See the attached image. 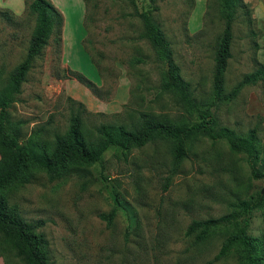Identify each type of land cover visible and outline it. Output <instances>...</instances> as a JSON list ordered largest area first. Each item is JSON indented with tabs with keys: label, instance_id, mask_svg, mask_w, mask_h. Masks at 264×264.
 Instances as JSON below:
<instances>
[{
	"label": "rangeland",
	"instance_id": "374dc122",
	"mask_svg": "<svg viewBox=\"0 0 264 264\" xmlns=\"http://www.w3.org/2000/svg\"><path fill=\"white\" fill-rule=\"evenodd\" d=\"M28 1L0 0L7 14H0V82L25 55L34 23ZM50 1L62 15L58 52L50 38L9 107L23 136L38 132L51 139L54 131L64 130L67 97L92 113L84 115L87 128L133 107L166 114L174 122L197 120L196 112L173 94H156L159 65L139 34L135 12L150 10L169 40L180 76L196 101L207 105L213 96V49L222 27L212 0ZM242 1L251 11L255 34L238 13L222 78L225 94L253 70V57L264 62V0ZM138 54L145 62L131 67L128 60ZM62 68L80 72L104 94L108 90L109 97L98 99L75 79L63 78ZM223 97L210 107L215 127L238 136L254 129V169L261 176H252L245 154L231 152L224 140L202 136L178 161L172 143L157 138L124 152L110 146L97 162L64 177L48 180L37 171L28 183L8 190L7 201L26 221H41L36 231L48 245L49 264H237L233 250L210 261L230 226L213 228L200 243L183 234L191 220L228 213L235 209L232 204L264 189V90L258 83L244 84L235 98ZM109 211V222L99 217ZM246 217L247 234L264 243V204ZM6 260L21 264L13 255L0 256V264Z\"/></svg>",
	"mask_w": 264,
	"mask_h": 264
},
{
	"label": "trees",
	"instance_id": "16d2710c",
	"mask_svg": "<svg viewBox=\"0 0 264 264\" xmlns=\"http://www.w3.org/2000/svg\"><path fill=\"white\" fill-rule=\"evenodd\" d=\"M130 4L134 0H125ZM222 20V27L213 49L212 85L213 96L206 103H198L188 82L180 76L178 65L174 62L169 40L159 23L152 17L150 10L135 12L141 24L140 36L145 38L152 48L154 60L159 65V90L168 91L175 96L188 111L197 114L194 122H174L166 114L154 113L148 109L129 108L122 114L115 113L113 120L98 122L85 127L84 117L91 115L80 101L67 97L70 102L69 117L62 131H54L51 139H42L38 132L23 136L19 122L12 120L10 105L20 92V85L35 59L43 55V50L53 43L58 52L61 41V12L50 0H29L27 9L33 15L34 23L30 32L25 55L0 82V256L13 255L21 264H49L48 245L44 236L36 231L41 221H26L17 209L8 203V190L22 186L30 181L33 174L42 171L48 180L64 177L71 172H79L97 162L103 151L115 146L121 151L142 147L157 138H164L173 145V158L178 161L192 146L196 137L211 140H224L233 153L245 154V160L251 167L252 176H261L254 169L257 160V139L254 129L243 136L235 135L233 130L218 126L212 116L211 106L220 100L233 99L244 84H260L264 90V62L253 57L254 68L244 74L230 92H224L223 73L233 38L232 25L239 13L246 20L247 30L255 34L251 11L242 0H212ZM0 14L7 17L4 10ZM257 47V44L255 43ZM145 62L142 54L128 60L131 67ZM63 78H73L88 88L96 98L109 97V91L98 87L80 72L62 68ZM140 100H144L141 97ZM148 101V100H146ZM75 105V107H73ZM102 115L101 112H96ZM85 115V116H84ZM123 115L121 119L117 116ZM264 204V195L258 192L255 198L241 199L232 204L228 213L209 216L205 219H193L184 229V236H193V243L204 242L213 228L228 227L219 250L210 261L218 260L233 250L237 264H264V243L261 239L247 234L248 219L246 214ZM112 211L99 214L110 221ZM5 264L9 263L8 260Z\"/></svg>",
	"mask_w": 264,
	"mask_h": 264
},
{
	"label": "crops",
	"instance_id": "0c3cea01",
	"mask_svg": "<svg viewBox=\"0 0 264 264\" xmlns=\"http://www.w3.org/2000/svg\"><path fill=\"white\" fill-rule=\"evenodd\" d=\"M12 1V3H15V2H17V0H11ZM16 4V3H15Z\"/></svg>",
	"mask_w": 264,
	"mask_h": 264
},
{
	"label": "water",
	"instance_id": "95a60500",
	"mask_svg": "<svg viewBox=\"0 0 264 264\" xmlns=\"http://www.w3.org/2000/svg\"><path fill=\"white\" fill-rule=\"evenodd\" d=\"M263 190H264V189H262V191H263ZM262 191H261V192H262Z\"/></svg>",
	"mask_w": 264,
	"mask_h": 264
}]
</instances>
